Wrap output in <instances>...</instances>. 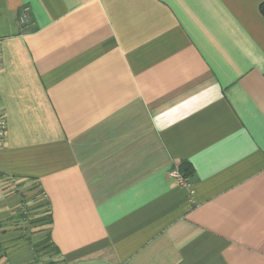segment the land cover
Here are the masks:
<instances>
[{
  "label": "crops",
  "instance_id": "obj_1",
  "mask_svg": "<svg viewBox=\"0 0 264 264\" xmlns=\"http://www.w3.org/2000/svg\"><path fill=\"white\" fill-rule=\"evenodd\" d=\"M263 3L0 0V264H264Z\"/></svg>",
  "mask_w": 264,
  "mask_h": 264
},
{
  "label": "built area",
  "instance_id": "obj_2",
  "mask_svg": "<svg viewBox=\"0 0 264 264\" xmlns=\"http://www.w3.org/2000/svg\"><path fill=\"white\" fill-rule=\"evenodd\" d=\"M28 16H29V9L28 7L24 8L23 9V12H22V15L20 17V20L22 23H26L28 21ZM5 129H6V121L4 119V117H2V115L0 114V134H3L5 132ZM171 177H173L174 179H176V181L183 185V186H186V187H190L191 186V183L190 181L188 180L187 177H184L179 169H172L170 171V174H169Z\"/></svg>",
  "mask_w": 264,
  "mask_h": 264
},
{
  "label": "trees",
  "instance_id": "obj_3",
  "mask_svg": "<svg viewBox=\"0 0 264 264\" xmlns=\"http://www.w3.org/2000/svg\"><path fill=\"white\" fill-rule=\"evenodd\" d=\"M261 10H262V13L264 14V3L262 4V6H261ZM179 171H180V173L184 176V177H187L188 178V176L187 175H185L184 174V172L181 170V169H179ZM48 217V216H47ZM40 221V220H42L41 218H39V219H36V221ZM49 222H51L50 220H49ZM49 241V240H48ZM50 245H52V244H50Z\"/></svg>",
  "mask_w": 264,
  "mask_h": 264
}]
</instances>
